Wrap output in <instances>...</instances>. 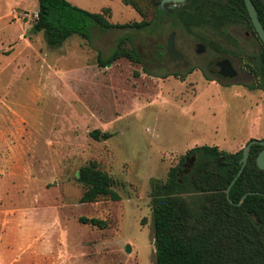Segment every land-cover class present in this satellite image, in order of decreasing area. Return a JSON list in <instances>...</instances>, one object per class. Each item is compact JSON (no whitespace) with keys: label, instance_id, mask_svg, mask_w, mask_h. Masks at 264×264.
Returning <instances> with one entry per match:
<instances>
[{"label":"rangeland","instance_id":"1","mask_svg":"<svg viewBox=\"0 0 264 264\" xmlns=\"http://www.w3.org/2000/svg\"><path fill=\"white\" fill-rule=\"evenodd\" d=\"M70 1L109 6L114 23L152 15L149 3L143 16L123 0ZM38 9L39 0H0V264H156L151 179L165 180L196 146L237 152L264 139V91L248 86L256 77L247 66L262 42L243 25L228 28L235 43L162 19L147 29L93 24L90 42L73 35L51 46L32 30ZM124 33L143 62L101 65L98 55L108 57ZM173 44L188 67L169 58ZM224 58L234 78L211 71ZM96 129L112 136L96 139ZM92 160L114 178L120 199L81 201L79 168Z\"/></svg>","mask_w":264,"mask_h":264},{"label":"trees","instance_id":"2","mask_svg":"<svg viewBox=\"0 0 264 264\" xmlns=\"http://www.w3.org/2000/svg\"><path fill=\"white\" fill-rule=\"evenodd\" d=\"M123 2L135 7L143 16L146 14L143 4L149 3L152 15L141 21L114 23L110 20L112 9L109 6L101 11H91L70 0H39L32 30L43 32L49 45L59 46L73 35L90 42L93 24L102 30L147 29L165 19L177 21L191 34L196 27L214 29L235 43L236 37L228 28L243 25L253 29L261 40L244 0H185L183 3L166 2L163 7L162 0ZM253 2L264 26V0ZM174 4L176 6L171 8L170 5ZM261 42L263 50L248 55V69L256 77L255 82L248 86L264 91V43ZM219 47L227 51L224 46ZM119 58L143 62L129 33L118 39L108 57L98 55L101 65H108ZM91 134L96 139L112 136L109 131L101 134L99 129ZM263 147L257 143L252 145L248 162L230 189V199L226 191L241 168L243 149L228 152L216 145L196 146L189 151L192 154L190 159L183 156L169 170L165 180L151 179L156 264H264V169L257 164V156ZM193 157L195 161L192 164ZM220 157L224 158L221 165L218 163ZM79 173L77 179L85 187L82 202H95L100 197L121 198L114 188V178L102 170L97 161L81 166ZM80 221L100 228L109 224L107 219L98 217L81 216Z\"/></svg>","mask_w":264,"mask_h":264},{"label":"water","instance_id":"3","mask_svg":"<svg viewBox=\"0 0 264 264\" xmlns=\"http://www.w3.org/2000/svg\"><path fill=\"white\" fill-rule=\"evenodd\" d=\"M184 1L185 0H162L161 5L163 7L166 2L183 3ZM244 1H245L246 6H247V10H248L249 15L251 17L253 25H254L258 35L260 36L261 40L264 43V26H263V24L259 18L257 7H256L255 3L253 2V0H244ZM205 50H206L205 44L199 43L197 50H196L197 53H203V52H205ZM168 56L171 60L174 61V63L176 64V66L178 68H185L188 66L189 61L187 59H185L184 53L182 51L176 49L174 44L172 45V48L170 49ZM216 64H217V66H219L220 73L224 77L234 78L238 74V70L233 65L232 60L230 58H224V59L218 61ZM255 143L261 144L264 146V139L253 138L245 146V148L243 150V157L240 160L241 168L239 169L237 175L234 177V179L232 180V182L230 183V185L226 191L227 197L229 199H230V189H231L232 185L235 183V181L238 179L240 174L242 173L243 169L245 168V166L248 162V158L250 156V151H251L252 145ZM193 159H194V157H193ZM193 159H192V162H193ZM223 160H224L223 157H220L218 159L219 165L222 164ZM257 164L261 169H264V147L262 148V150L260 151V153L257 156ZM79 175H80V173L78 172V176ZM249 193H260V192H249ZM247 194L248 193L244 194L242 200L247 196ZM231 202L234 203L232 200H231ZM127 250L128 251L130 250V245L127 246Z\"/></svg>","mask_w":264,"mask_h":264},{"label":"flooded vegetation","instance_id":"4","mask_svg":"<svg viewBox=\"0 0 264 264\" xmlns=\"http://www.w3.org/2000/svg\"><path fill=\"white\" fill-rule=\"evenodd\" d=\"M185 59H186V57H185ZM187 60H188V59H187ZM188 61H189V60H188ZM217 62H218V61H217ZM189 64H190V63H188V66H189ZM188 66H187V67H188ZM217 67H218V70H215V69L213 68V69H211V71H212V72H215V73H216V71H217V73H218L220 76L224 77V76L220 73V68H219V66H217Z\"/></svg>","mask_w":264,"mask_h":264}]
</instances>
